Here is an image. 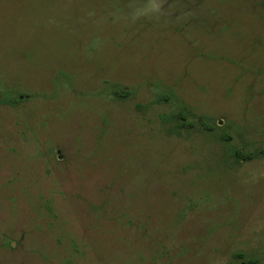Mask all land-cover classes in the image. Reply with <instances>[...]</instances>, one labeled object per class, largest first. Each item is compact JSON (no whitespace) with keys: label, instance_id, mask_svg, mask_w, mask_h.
<instances>
[{"label":"rangeland","instance_id":"rangeland-1","mask_svg":"<svg viewBox=\"0 0 264 264\" xmlns=\"http://www.w3.org/2000/svg\"><path fill=\"white\" fill-rule=\"evenodd\" d=\"M0 100V264H264V0H0Z\"/></svg>","mask_w":264,"mask_h":264},{"label":"trees","instance_id":"trees-1","mask_svg":"<svg viewBox=\"0 0 264 264\" xmlns=\"http://www.w3.org/2000/svg\"><path fill=\"white\" fill-rule=\"evenodd\" d=\"M117 98L125 99L126 97H125V94H117ZM3 103H5V102L0 100V105L3 104ZM175 117H178V118L181 117L182 118L183 117V113L180 112V114L178 116H175ZM162 119H163L164 122H168L171 119V117L170 116H165V117H162ZM235 156H236L237 159H242V160H251L252 159V154L246 155L242 151H237ZM239 255L240 256H238V257L242 260V264H258V261H259L258 259L250 258L249 260L244 261L242 259L244 257V255L241 254V253Z\"/></svg>","mask_w":264,"mask_h":264}]
</instances>
